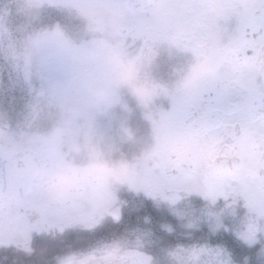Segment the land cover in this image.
I'll return each mask as SVG.
<instances>
[{"label": "snow or ice", "instance_id": "6c2138e0", "mask_svg": "<svg viewBox=\"0 0 264 264\" xmlns=\"http://www.w3.org/2000/svg\"><path fill=\"white\" fill-rule=\"evenodd\" d=\"M173 49L186 65L154 76ZM4 65L32 98L15 128L0 111V264L30 256L35 234L56 240L48 264H157L164 240L125 222L126 190L183 222L164 226L183 237L164 247L168 264H264V0H6ZM125 93L151 127L131 155L96 123L127 108ZM193 196L222 198L232 218L184 223Z\"/></svg>", "mask_w": 264, "mask_h": 264}, {"label": "flooded vegetation", "instance_id": "af4514ba", "mask_svg": "<svg viewBox=\"0 0 264 264\" xmlns=\"http://www.w3.org/2000/svg\"><path fill=\"white\" fill-rule=\"evenodd\" d=\"M188 59H189L188 54L182 51L176 49H173L171 52H169L168 50H162L159 56L157 57L156 62L153 65L152 68L153 75L161 79H168L172 76L175 69L186 65ZM159 102L163 103L165 107L167 106V100L161 99ZM118 112H117V119L114 120V124H113L114 129L112 130V140L110 143L114 145L116 148H118L117 141H119V135H118L119 123L121 120H125V118L120 120V115L118 114ZM128 119L130 118L128 117ZM115 121H117L118 123L117 125ZM145 121L134 119V123L141 122L143 126L146 125L148 126L147 127L148 129H151L150 122L147 119H145ZM135 196L136 195H134L131 192H125L124 196L122 197L123 199H126L128 202V206L124 209L125 222L129 224L138 223L142 228L150 229L151 231H153L155 235V239L157 241L163 239L164 241L154 244L151 251L154 253L156 257L157 264H168V260L164 254V247L166 246L168 241L181 239L183 237L181 236L166 237L164 226L171 224L176 226V228L179 230L183 222L180 221L173 214L172 210L166 204H159L153 201L154 206L158 207L160 213L159 225L154 224V222L152 221H150V223L145 224L143 220L147 216L142 215L140 218H137L135 215ZM181 208H183L184 211L186 212V215L184 217V223H187L189 220L193 219L194 214L203 215L207 211L222 213L225 219L232 218L231 211L225 208V202L222 198L218 200L215 205H209L207 204V202L203 201L202 198L198 196H193L189 198L188 201H185L181 205ZM144 210L147 211L148 209L146 208ZM237 211L242 213L244 209L240 207L237 209ZM55 243L56 240H54L51 235L35 234L31 239V247L33 249V253L30 256H27L24 253H15L14 251L11 256V264H48V261L50 259L49 253L52 246Z\"/></svg>", "mask_w": 264, "mask_h": 264}, {"label": "rangeland", "instance_id": "374dc122", "mask_svg": "<svg viewBox=\"0 0 264 264\" xmlns=\"http://www.w3.org/2000/svg\"><path fill=\"white\" fill-rule=\"evenodd\" d=\"M5 2L6 0H0V7H3ZM12 9L13 18L18 20L21 16L19 13L17 16L15 5H12ZM31 98L28 85L23 81V79L19 77V75L16 74L9 66L4 65L0 67V111H3L6 114V118L13 128H15L18 124H22L26 119L28 105L31 102ZM124 101L127 104V108L121 105H116L107 114L98 116L96 123L97 128L103 135L105 142L110 144L112 140V130L114 129V120L117 119V112L119 111L118 114L120 115V120L123 118H125V120H121L119 123V141L116 140L118 149L128 155H131L138 152L140 148L150 140L151 129H148V126L146 125L143 126L141 122L134 123V119H139L141 121H145L146 119L143 108L137 104L136 100L125 93ZM128 117L130 119H128ZM52 119L53 117L46 110L41 111L39 115L35 117L37 124L46 121L50 122ZM115 123L116 125L118 124L117 121H115ZM126 130L131 131V137L128 136ZM125 192L128 191L126 190ZM131 193L139 196L142 194L134 192Z\"/></svg>", "mask_w": 264, "mask_h": 264}, {"label": "trees", "instance_id": "16d2710c", "mask_svg": "<svg viewBox=\"0 0 264 264\" xmlns=\"http://www.w3.org/2000/svg\"><path fill=\"white\" fill-rule=\"evenodd\" d=\"M17 12V10H16ZM20 15V14H19ZM18 16V12H17ZM16 16V17H17ZM16 19V18H15ZM19 21H22V18L19 17ZM148 209L147 211L144 209ZM135 215L137 218H140L142 215L147 216L150 221L154 222V224L159 225L160 222V213L158 207L154 206V203L149 198L144 196H135Z\"/></svg>", "mask_w": 264, "mask_h": 264}]
</instances>
